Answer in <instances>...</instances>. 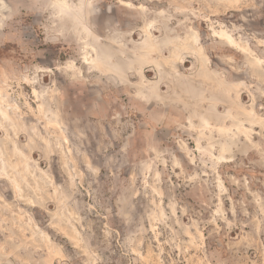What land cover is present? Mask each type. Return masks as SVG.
<instances>
[{"label":"rangeland","instance_id":"rangeland-1","mask_svg":"<svg viewBox=\"0 0 264 264\" xmlns=\"http://www.w3.org/2000/svg\"><path fill=\"white\" fill-rule=\"evenodd\" d=\"M53 1L3 0L0 264H264V0Z\"/></svg>","mask_w":264,"mask_h":264},{"label":"bare ground","instance_id":"bare-ground-1","mask_svg":"<svg viewBox=\"0 0 264 264\" xmlns=\"http://www.w3.org/2000/svg\"><path fill=\"white\" fill-rule=\"evenodd\" d=\"M65 0L63 1H58V0H54L53 1V4L58 6L60 10H62L63 12L67 13L69 11L67 5L64 4ZM9 12V8L7 7V5L3 2V0H0V22L3 20V19H6L5 17V14ZM1 26V25H0ZM224 39V38H223ZM194 40L195 42H197L198 40V36L196 34V32H194ZM226 40V39H224Z\"/></svg>","mask_w":264,"mask_h":264}]
</instances>
